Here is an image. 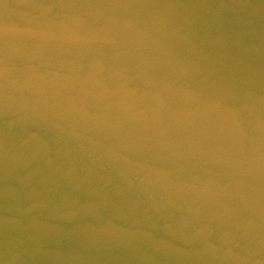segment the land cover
I'll return each mask as SVG.
<instances>
[{
  "label": "water",
  "instance_id": "1",
  "mask_svg": "<svg viewBox=\"0 0 264 264\" xmlns=\"http://www.w3.org/2000/svg\"><path fill=\"white\" fill-rule=\"evenodd\" d=\"M90 0H0V264H101Z\"/></svg>",
  "mask_w": 264,
  "mask_h": 264
}]
</instances>
